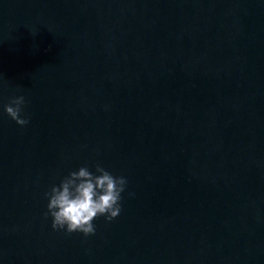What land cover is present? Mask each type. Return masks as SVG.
<instances>
[{
    "label": "clouds",
    "instance_id": "1",
    "mask_svg": "<svg viewBox=\"0 0 264 264\" xmlns=\"http://www.w3.org/2000/svg\"><path fill=\"white\" fill-rule=\"evenodd\" d=\"M26 101L24 96H15L4 105V111L18 125L24 126L29 120L22 115ZM96 173L87 167L72 171L61 183L45 193L48 198L45 216L52 217L54 230L64 229L67 233L79 232L85 237L94 235L93 221L103 216L111 222L121 212V194L125 191L127 179L114 177L97 165ZM131 195V194H130Z\"/></svg>",
    "mask_w": 264,
    "mask_h": 264
}]
</instances>
